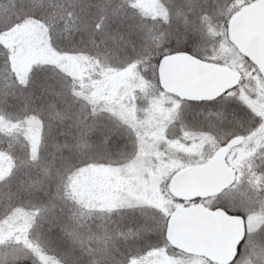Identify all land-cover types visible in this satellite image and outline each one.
Here are the masks:
<instances>
[{"label": "snow or ice", "instance_id": "6c2138e0", "mask_svg": "<svg viewBox=\"0 0 264 264\" xmlns=\"http://www.w3.org/2000/svg\"><path fill=\"white\" fill-rule=\"evenodd\" d=\"M0 264H264V0H0Z\"/></svg>", "mask_w": 264, "mask_h": 264}]
</instances>
